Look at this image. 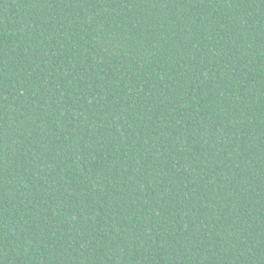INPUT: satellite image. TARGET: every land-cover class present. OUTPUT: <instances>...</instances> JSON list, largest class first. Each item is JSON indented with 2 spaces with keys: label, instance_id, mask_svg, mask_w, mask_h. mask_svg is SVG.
Returning <instances> with one entry per match:
<instances>
[{
  "label": "trees",
  "instance_id": "trees-1",
  "mask_svg": "<svg viewBox=\"0 0 264 264\" xmlns=\"http://www.w3.org/2000/svg\"><path fill=\"white\" fill-rule=\"evenodd\" d=\"M0 264H264V0H0Z\"/></svg>",
  "mask_w": 264,
  "mask_h": 264
}]
</instances>
